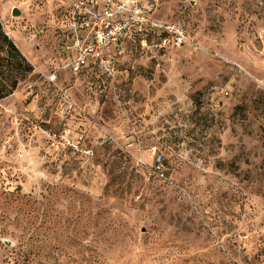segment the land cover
<instances>
[{
	"label": "rangeland",
	"instance_id": "1",
	"mask_svg": "<svg viewBox=\"0 0 264 264\" xmlns=\"http://www.w3.org/2000/svg\"><path fill=\"white\" fill-rule=\"evenodd\" d=\"M145 1L193 45L110 78L53 71L67 0H0L34 67L0 99V264H264V0Z\"/></svg>",
	"mask_w": 264,
	"mask_h": 264
},
{
	"label": "built area",
	"instance_id": "2",
	"mask_svg": "<svg viewBox=\"0 0 264 264\" xmlns=\"http://www.w3.org/2000/svg\"><path fill=\"white\" fill-rule=\"evenodd\" d=\"M58 44L68 58L53 71L74 74L83 69L113 78L127 55L129 41L152 38L160 46L181 47L193 42L179 23L160 19L145 0H67ZM35 34L34 26L28 28Z\"/></svg>",
	"mask_w": 264,
	"mask_h": 264
},
{
	"label": "trees",
	"instance_id": "3",
	"mask_svg": "<svg viewBox=\"0 0 264 264\" xmlns=\"http://www.w3.org/2000/svg\"><path fill=\"white\" fill-rule=\"evenodd\" d=\"M33 70L32 63L8 36L0 21V99L10 95Z\"/></svg>",
	"mask_w": 264,
	"mask_h": 264
},
{
	"label": "water",
	"instance_id": "4",
	"mask_svg": "<svg viewBox=\"0 0 264 264\" xmlns=\"http://www.w3.org/2000/svg\"><path fill=\"white\" fill-rule=\"evenodd\" d=\"M20 13L19 9L17 7H14L12 10L13 15H18Z\"/></svg>",
	"mask_w": 264,
	"mask_h": 264
},
{
	"label": "crops",
	"instance_id": "5",
	"mask_svg": "<svg viewBox=\"0 0 264 264\" xmlns=\"http://www.w3.org/2000/svg\"><path fill=\"white\" fill-rule=\"evenodd\" d=\"M33 65V64H32Z\"/></svg>",
	"mask_w": 264,
	"mask_h": 264
}]
</instances>
